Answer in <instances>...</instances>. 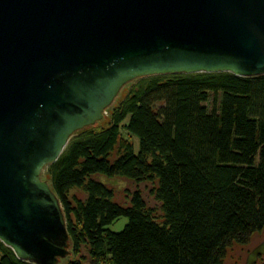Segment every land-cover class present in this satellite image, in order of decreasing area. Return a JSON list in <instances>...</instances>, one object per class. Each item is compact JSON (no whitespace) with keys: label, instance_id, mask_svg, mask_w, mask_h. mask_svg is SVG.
<instances>
[{"label":"water","instance_id":"95a60500","mask_svg":"<svg viewBox=\"0 0 264 264\" xmlns=\"http://www.w3.org/2000/svg\"><path fill=\"white\" fill-rule=\"evenodd\" d=\"M196 72L264 74V0H0V241L58 264L69 234L41 172L126 82Z\"/></svg>","mask_w":264,"mask_h":264},{"label":"trees","instance_id":"16d2710c","mask_svg":"<svg viewBox=\"0 0 264 264\" xmlns=\"http://www.w3.org/2000/svg\"><path fill=\"white\" fill-rule=\"evenodd\" d=\"M126 84L105 121L76 131L40 174L59 199L72 254L87 247L86 263L66 264H221L230 246L264 229V74L163 73ZM101 174L156 181L160 213L138 190L129 205L114 202ZM122 216L121 230L107 227ZM0 264L34 263L0 241Z\"/></svg>","mask_w":264,"mask_h":264},{"label":"rangeland","instance_id":"374dc122","mask_svg":"<svg viewBox=\"0 0 264 264\" xmlns=\"http://www.w3.org/2000/svg\"><path fill=\"white\" fill-rule=\"evenodd\" d=\"M126 84V83H125ZM122 85L116 96L114 97L111 106L118 103L120 99L123 98L125 93L127 92L129 88V84ZM108 113L104 114V121L107 117ZM106 116V117H105ZM101 121L100 125H103L104 121ZM134 143L136 142L135 138H132ZM43 177H45L43 175ZM129 183L125 188L116 190L114 186H110L112 190V200L119 205L127 206L129 205V194L130 192H133L135 190H138L144 199L145 203L148 207L153 208L156 213H160V202L155 198L154 194L152 193L153 188L156 186V181H142V182H135L132 180H129ZM71 196H75L80 199L85 198V193L80 189H73L70 192ZM127 218L126 217H119L115 221H113L111 224H109L107 227L112 231H119L123 228L124 224L126 223ZM264 238V229L261 232L254 233L248 243L246 244H233L227 249L226 255L222 261L221 264H245L246 257L248 253L251 251L253 247H255L260 241H262ZM70 253V254H69ZM69 253L61 258L58 261V264H66V262L69 259L72 258H80L83 260L84 263L87 262L88 258V252L87 247L85 245L80 247L78 254H72L71 248H69ZM264 261V255L258 258L256 264H259L260 262Z\"/></svg>","mask_w":264,"mask_h":264},{"label":"flooded vegetation","instance_id":"af4514ba","mask_svg":"<svg viewBox=\"0 0 264 264\" xmlns=\"http://www.w3.org/2000/svg\"><path fill=\"white\" fill-rule=\"evenodd\" d=\"M263 241H264V238H263V240H262V241H260L259 243H261V242H263ZM259 243H258V244H259ZM261 256H262V255H260L259 257H261Z\"/></svg>","mask_w":264,"mask_h":264}]
</instances>
